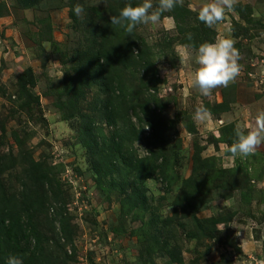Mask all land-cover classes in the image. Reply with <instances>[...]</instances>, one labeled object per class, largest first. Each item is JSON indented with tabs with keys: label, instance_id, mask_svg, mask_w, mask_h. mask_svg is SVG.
<instances>
[{
	"label": "rangeland",
	"instance_id": "1",
	"mask_svg": "<svg viewBox=\"0 0 264 264\" xmlns=\"http://www.w3.org/2000/svg\"><path fill=\"white\" fill-rule=\"evenodd\" d=\"M2 1L7 8L0 15V86L5 90L0 92V156L17 154L11 132H18L19 138L26 137L25 150L45 165L50 182L42 203L45 216L40 213L29 219L25 213L17 214L21 218L15 233L22 254L34 251L32 235L38 233L39 249L55 256V264H264V144L247 157L234 158L225 151L235 141V133L255 129L258 114L264 112V0H233L251 5L252 21L230 8L211 27L215 40L232 39L240 72L227 87L218 86L208 96L191 86L194 48L180 42L182 35L172 18L137 25L136 32L151 47L157 71L159 128L167 155L164 176L156 171L141 186L146 211L120 208L124 184L116 174L97 176L76 139L77 118L66 121L55 106L58 97L53 90L64 71L75 64L83 19L92 8L104 10L105 0H43L30 8L20 7L16 0ZM180 2L198 12L211 0ZM152 3L156 10L159 0ZM76 5L83 11L79 15L73 11V20L69 9ZM233 20L239 24L236 30L241 29L236 36ZM39 31L50 39L36 41ZM26 67L32 68L37 81L31 89L33 102L21 109L16 78ZM201 105L207 109L210 105L215 112L197 122L193 115ZM184 123L195 132L188 133ZM117 125L137 132L131 146L137 157L149 156V128L139 127L134 116ZM196 146L207 163H194ZM19 171L18 166L0 175L4 192L13 199L20 195ZM189 177L201 184L188 206L174 205L182 181ZM127 179L132 181L133 174ZM53 195L60 207H55ZM62 217L66 239L58 231ZM174 249L181 257L178 263L167 255Z\"/></svg>",
	"mask_w": 264,
	"mask_h": 264
},
{
	"label": "trees",
	"instance_id": "2",
	"mask_svg": "<svg viewBox=\"0 0 264 264\" xmlns=\"http://www.w3.org/2000/svg\"><path fill=\"white\" fill-rule=\"evenodd\" d=\"M42 2L43 0H16L17 5L23 8L38 6ZM4 3L0 2V15L7 8ZM105 3L104 10L92 8L83 19L85 29L83 39L74 51L75 64L64 71L61 81L53 90L58 97L55 106L61 110L66 121L74 116L77 118V125L74 127L76 139L85 149L87 162L97 176L111 177L116 174L119 183L124 184L119 199L120 208L128 206L146 211L147 198L141 186L146 179L153 178L156 171L160 176H164L163 170L167 165V155L163 150V137L159 128L161 123L158 112L161 105L156 94L157 71L152 60L151 47L136 32V28L128 34L119 26L110 24L112 15L118 14L120 9L129 3L137 5L138 0H105ZM231 8L240 18L252 21L253 8L250 4L235 2ZM197 14L198 12L191 11L186 3L179 2L171 11L162 12L160 18H172L175 29L182 35L180 42L195 49L201 43L214 42L216 36L213 28L205 26L196 18ZM69 16L76 20L72 9H69ZM233 22L236 27L232 32L233 36H236L241 29L236 30L239 24L235 20ZM36 35L38 42L50 39L43 31ZM135 73L139 77L133 79L131 76ZM36 81L31 67H26L17 75L18 97L23 100L19 103L21 109L30 107L33 102L31 89ZM0 92H5L1 86ZM207 107L210 113L215 112L210 105ZM133 116L139 127L146 126L150 129L147 137L150 154L147 157H137L131 149L137 132L134 129L132 132L127 128L120 129L117 125V121L126 122ZM169 126L174 127L173 124ZM184 127L188 133L195 132L192 125L184 123ZM0 128L3 132L2 126ZM11 135L19 150L15 155L9 153L0 156V175L19 166L20 195L19 199H13V196L4 192L0 183V264H6L9 255L19 256L24 264H55V256L50 257L39 249L41 240L38 233L32 235L34 251L28 256L18 249L15 232L21 217L17 214L25 213L29 219L40 213L45 216L46 206L42 203L43 197L49 192L50 182L46 176L45 165L35 161L31 151L25 150L26 137L19 138L16 131H12ZM199 149L196 146L193 152L194 163H207L206 159L200 157ZM129 174H133L132 181L127 179ZM192 177L182 181L180 194L176 196L174 205L190 204V196L195 192L197 185L201 184L194 183ZM168 190V187L164 188V191ZM51 199L55 207H60V200L55 195ZM57 215L61 217L60 213ZM48 217L54 220L53 217ZM64 220V217L59 219L58 231L66 239ZM167 255L174 262L181 261L179 252L175 249L167 251Z\"/></svg>",
	"mask_w": 264,
	"mask_h": 264
},
{
	"label": "clouds",
	"instance_id": "3",
	"mask_svg": "<svg viewBox=\"0 0 264 264\" xmlns=\"http://www.w3.org/2000/svg\"><path fill=\"white\" fill-rule=\"evenodd\" d=\"M179 2L180 0H159L156 10H152V0H143L135 6L129 3L121 8L118 14L110 17V24L119 26L126 33L131 34L137 25L157 23L162 12L171 11ZM232 6L233 0H211L199 9L196 18L211 28L223 20L225 10ZM73 11L79 15L83 9L76 5ZM239 58L238 50L234 48L232 39L228 37L197 45L194 49L196 67L191 73V86L204 96H208L211 90L218 86L227 87L240 72ZM210 115L209 110L201 105L195 109L193 119L204 122L210 118ZM235 135V141L225 151L234 158L237 155L247 157L254 154L255 150L264 144V112L258 114L255 129L247 133L237 131ZM6 264H24V262L19 256L9 255Z\"/></svg>",
	"mask_w": 264,
	"mask_h": 264
}]
</instances>
